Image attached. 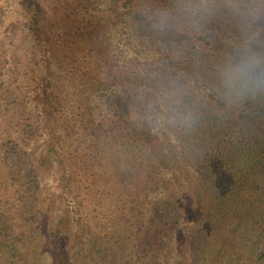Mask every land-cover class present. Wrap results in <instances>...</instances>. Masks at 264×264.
Returning a JSON list of instances; mask_svg holds the SVG:
<instances>
[{
    "label": "trees",
    "instance_id": "obj_1",
    "mask_svg": "<svg viewBox=\"0 0 264 264\" xmlns=\"http://www.w3.org/2000/svg\"><path fill=\"white\" fill-rule=\"evenodd\" d=\"M167 2L125 0L121 12L117 1L113 0L110 15L125 29L127 17L133 18V25L129 23L128 27L138 31L124 30V43L116 45L104 35V24L100 21L104 11L99 13L101 15L91 12L90 22L83 20L86 7L82 4L75 13L67 15L59 3L46 5L44 12L38 3L29 0L26 8L33 10V14L29 15L25 27L39 54L20 60L10 57L0 67V111L14 123L10 136L16 145L29 144L27 139L35 140L37 135L38 144L45 146L37 159H43L62 173L58 186L68 187V193L74 195L67 198L73 216L65 218L62 225L49 227L47 211L35 220L38 211H28L32 217L30 223L27 220L21 228L15 227L13 222L22 216L16 217L13 211L1 212L0 264H135L136 261L142 264L147 258V264H160L164 261L163 254L172 252L185 255L186 264H201L197 257L213 254L214 248H223L227 237H232L235 245L239 243L237 255L242 261L247 259L244 254L249 253L254 264H264L263 226L253 223L250 215L244 218L251 209H258L257 197L261 192L256 189L264 183L260 179H264V98L226 106L214 91L212 66L228 51L226 41L230 26L210 21L203 33L193 37L157 36L143 13L149 6ZM46 12L51 16L41 17ZM142 35H146L147 44L141 39ZM173 41L176 47L172 46ZM161 75L180 76L186 84L190 106L197 116L192 127L156 128L142 119L140 98L153 93ZM24 78L31 79L32 83L23 81ZM63 81L77 97L69 96L72 92L68 93ZM19 87L23 94L18 96L20 104L12 105L11 100H18L12 90L19 92ZM25 96H31L32 107L27 109L28 113H25ZM2 102L3 105L8 102L11 108H3ZM19 107L24 114L17 109ZM52 116L58 119L48 123ZM58 128L67 131L63 130L60 135ZM65 132L68 145L76 143L75 158L56 147L61 145ZM172 141L181 148L178 149L181 164L177 166L183 171L187 165L194 166L196 175L204 179L200 185L196 184L199 190L203 192L204 187L214 190L210 197L215 199V204L211 205L213 209L209 206L208 216H213L217 208L220 219L228 218L230 222L219 234L213 235L215 241L205 227L182 232L178 226L185 214L176 211L173 197L167 198L160 188L164 182L163 190L169 188L170 181L159 183L157 175L170 166L166 154L172 153L171 149L163 155L161 145ZM22 154L31 159L30 153ZM72 158L78 160V164L72 162L78 166L77 174L91 171V175H85L91 181H84L82 187L76 186V189L68 173ZM108 173L112 178L103 179ZM65 177H69V181ZM118 182L119 187L114 188ZM250 185L254 186L252 197L249 196ZM26 186L15 184L13 193L9 192L13 201L22 202L23 197L16 194H29L33 189L27 191ZM188 186L197 193L194 185ZM158 194L161 197L158 198ZM109 195L112 196L111 216L116 214L109 220L123 216L130 202L141 215L138 240L120 243L110 231L108 239L99 244L92 239L90 228L83 225V217L77 219V208L83 203H91V213L97 215V209L107 205ZM103 218L107 217L103 215ZM125 228L129 229L130 224ZM225 230L223 236L221 231ZM176 232L179 235H175ZM204 260L214 264L211 258ZM218 260V264L231 262V258L225 262Z\"/></svg>",
    "mask_w": 264,
    "mask_h": 264
},
{
    "label": "rangeland",
    "instance_id": "obj_2",
    "mask_svg": "<svg viewBox=\"0 0 264 264\" xmlns=\"http://www.w3.org/2000/svg\"><path fill=\"white\" fill-rule=\"evenodd\" d=\"M35 3H38L40 5V8L46 11L47 8L46 5H57L55 3H59V5L66 10L67 15H71L76 12V8L79 4H82L85 8V11L83 13V20H87L91 22V12L95 15H101L99 13H102L100 17V21L104 24V32L105 37L108 38V41L110 43L121 45L124 43V30L131 31L133 33H137L136 29L132 26H129V23L133 25L134 19L129 18V21L127 23L126 29L123 27V25L119 22H117L114 19V16L110 15L111 13V4L113 0H33ZM117 6L120 7V11L123 12L122 3L125 0H116ZM29 0H0V67L4 66L5 61L7 59L17 57L21 59H25V56H38L39 50L31 43L33 42L30 33H27V28L25 27V24L29 20V15L33 14V10H27L26 6L28 5ZM60 6L58 7L59 12L62 11ZM91 7H95L94 9H91ZM49 14V15H48ZM51 16L50 12H46L45 16H41L43 18H49ZM82 17V16H78ZM50 31V30H48ZM61 32V30H60ZM141 39L144 43L147 44V41H144L147 39L146 35H142ZM47 57H50V54L47 55ZM24 61V60H22ZM33 74V73H32ZM23 81L25 82H31V79L24 78ZM26 85V84H23ZM22 87H25L23 86ZM63 86L66 87L68 93L71 91V86L66 85V82L63 81ZM20 91L16 92L14 89L12 92L16 97L22 96V90L19 87ZM27 93V89H24ZM70 97H77L76 94H73V92L69 95ZM31 96H25V113H28V110L32 107V102L30 101ZM20 97H18V100L14 101L11 100L10 103L14 105V103L20 104ZM3 108H11L8 102H6V105H3V102L1 104ZM2 107H0L1 109ZM21 111L22 114H24V111L21 107L17 108ZM28 109V110H27ZM16 110V109H15ZM34 113V111H32ZM56 112H54L55 114ZM4 113L0 111V213L1 212H7V214L11 211L16 213V217L18 215L22 216V219H15L14 225L15 227H21L24 228V224H27V220L30 223V220L32 217L28 215V211H32L33 213H36L38 211V215L33 218V220L37 219L38 216H41L42 213L47 211L50 218L47 219V225L49 227H52L54 224L56 225L59 223L62 225L64 223V219H69L72 215V208L71 204H68L67 198L70 196H74L73 194L68 193V187H65L64 189H61L58 185H60L59 181L62 178V173L57 167H54L50 165L46 161H42L37 159L38 156H40L43 151L45 150V146L38 144V137L37 135L35 140H29L27 139L26 142H30L29 144L24 145H16L14 142V139L10 136L12 131L10 129H13V122L7 119L5 116H3ZM26 116V115H25ZM21 116V117H25ZM58 119V116L56 118L54 116L50 117L48 120V123H51L53 121H56ZM17 124L14 126L16 127ZM233 127V126H231ZM64 131H67L66 128L63 129ZM63 130L61 128H58L56 131L60 133V135L63 133ZM67 132H65L62 136L61 145H56L58 149H61L66 154H69L70 156L74 155L73 149L76 145H68L67 138L66 137ZM40 140V139H39ZM162 147V153L163 155L168 151L172 149V153H167V162L170 165L169 167H166L162 169V173L158 172L159 175H157V181L163 182L162 180L170 181L168 190L164 191L163 186L165 184L162 183L160 188L164 192L165 196L167 198L172 199L175 203H177V209L176 211H179L180 213H184L185 216L182 220L179 222L178 228L182 230V232L189 231L191 228H207V234L210 236H213L214 234L218 233L219 230H221L224 226L228 224V218L221 220V215L217 211L213 216H208V210L211 205L215 204V199L210 197L211 193L214 191L212 188L204 187L203 192L199 190L197 183H202L204 179H200L195 172V168L191 165H187L184 167V171L181 170L177 165H179V162L181 164V159L178 153V149L181 150L180 147H177V145L174 144V141L171 142L169 145H161ZM22 149V150H20ZM80 150V149H77ZM28 152L31 154V159H29L27 156L23 155L22 152ZM66 156V155H65ZM173 156V157H172ZM34 157V158H32ZM71 159V166H69V163L66 164L69 166L68 173L70 174V181L72 184V187L76 189V186L82 187L84 184V181L88 180L91 181L90 177L85 176L86 174L91 175V171L86 172L85 175H79V169L77 165H74L73 163L78 164L77 159ZM73 162V163H72ZM176 163V164H172ZM264 168V167H263ZM193 169V170H192ZM172 174H170V172ZM110 173V171H109ZM106 175V177L103 179H111L112 175ZM108 176V177H107ZM64 179L69 181V177H65ZM261 181H264L263 177L261 178ZM114 180V179H113ZM190 180V181H189ZM117 181V180H116ZM187 182H189L187 184ZM65 183V182H64ZM63 183V184H64ZM83 183V184H82ZM116 183V182H115ZM15 184L21 186L23 184H27L26 190H30L29 194H23L22 192H19V194L23 197L22 202H19L16 200L17 196L15 195V200L13 201L12 196H10L9 192L13 193L15 190ZM197 188V193H193L194 191H191L188 185ZM125 185V184H124ZM260 188L256 189V192L260 190L261 194L257 197L258 203L256 204V208L258 209H251V213H245L244 218L250 215V220L253 221V223L257 222L256 224L260 225L262 224L264 229V183H260ZM119 187L114 185V188ZM251 191L249 190V196L252 197V189H254V186L250 185ZM13 189V191H12ZM24 189V188H23ZM106 189V188H105ZM27 190V191H28ZM19 191L21 189L19 188ZM116 192H119L117 190ZM78 195H80V192H76ZM159 193V190H158ZM200 194L198 197L196 194ZM23 194V195H22ZM156 194V193H155ZM255 194V193H254ZM30 195V196H29ZM262 195V196H261ZM158 198L161 197L160 194L157 195ZM116 197V195H115ZM108 198H110L107 201V205H105V208H98V214L96 215L94 213H91V203L85 202L83 203L80 208H77V211L79 213L77 219H80V217H83L84 222L83 225L88 228H90V234L94 235L92 239H94L99 244L103 243V241H106L108 239L107 233L112 231L115 234V238L119 240L120 243H123L122 240L126 241H135L140 238L139 233L137 232L138 228L142 225L141 215L136 212L137 209H133L131 202L129 203V208L126 207V210L123 213V216H118L116 219L109 220V217H116V214L111 216V199L112 196L109 195ZM80 199V197H78ZM118 199V196H117ZM123 199V198H121ZM210 206V207H209ZM212 207V209H213ZM33 208H36L33 210ZM84 209V210H83ZM190 209V210H189ZM185 211V212H184ZM109 212V215L106 213ZM6 214V215H7ZM103 215L107 218H103ZM6 216H4L5 218ZM25 219V222L23 221ZM128 220L130 221V228L126 229L125 226L128 227ZM76 222L75 218L74 221ZM204 222V223H203ZM203 223V225H201ZM230 224V222H229ZM23 225V226H21ZM219 227V228H218ZM60 229H62L60 227ZM95 229L96 232H95ZM92 230V232H91ZM117 230V232H116ZM203 230V229H202ZM201 230V232H202ZM61 232L64 234V230H61ZM227 230L221 231V234L224 236L226 234ZM106 233V236H102ZM210 233V234H209ZM100 234V235H98ZM95 235H98L97 237ZM175 235H179V232H176ZM210 236V237H211ZM104 237V238H102ZM232 237L225 238V241H223L224 246L223 248H214V253H206L200 254L199 257H197L196 260H200V263L203 264L207 261L204 259L213 260L214 264H218V262L221 259L222 261H228L231 258L230 264H254V259L250 258L249 253H245L244 257L247 258L245 260H241V258L237 255V248L238 244L235 245V242L231 240ZM125 241V242H126ZM176 241V240H175ZM212 241H215L214 236ZM228 244V245H226ZM225 252V253H224ZM164 261H161L160 264H186V257L185 255H177L176 252L172 253H165L163 254ZM209 259H208V258ZM233 259V260H232ZM147 259H144L142 261V264H147ZM239 260V261H238ZM156 262H158L156 260ZM238 262V263H237ZM135 264H141V261H136Z\"/></svg>",
    "mask_w": 264,
    "mask_h": 264
},
{
    "label": "clouds",
    "instance_id": "obj_3",
    "mask_svg": "<svg viewBox=\"0 0 264 264\" xmlns=\"http://www.w3.org/2000/svg\"><path fill=\"white\" fill-rule=\"evenodd\" d=\"M143 14L157 36L193 37L210 21L229 25L228 51L212 66L214 91L229 107L264 98V0H168ZM189 95L180 76L161 75L153 93L140 98L142 119L156 128L192 127Z\"/></svg>",
    "mask_w": 264,
    "mask_h": 264
}]
</instances>
